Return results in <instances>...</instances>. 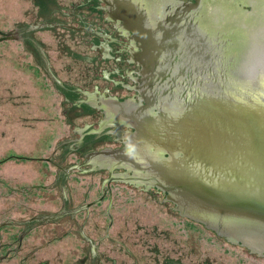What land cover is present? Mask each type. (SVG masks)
Masks as SVG:
<instances>
[{"label":"water","instance_id":"95a60500","mask_svg":"<svg viewBox=\"0 0 264 264\" xmlns=\"http://www.w3.org/2000/svg\"><path fill=\"white\" fill-rule=\"evenodd\" d=\"M44 8L60 148L264 259V0Z\"/></svg>","mask_w":264,"mask_h":264},{"label":"rangeland","instance_id":"374dc122","mask_svg":"<svg viewBox=\"0 0 264 264\" xmlns=\"http://www.w3.org/2000/svg\"><path fill=\"white\" fill-rule=\"evenodd\" d=\"M0 31L13 34L0 45V161L10 154L27 157L0 163V264H67L74 259L78 264H93L90 245L95 241L91 238L108 231L109 222H74L63 211L80 206L85 194H77L70 186L68 193L62 188L64 198L72 197L66 206L60 186L51 189L58 175L66 176L75 170L76 162L84 161L71 159L73 155L67 152L64 171L55 165L59 151L65 150L59 146L44 0H0ZM91 167L85 162L81 169ZM92 170H80L69 178L91 181L86 195L89 203L99 198L93 185L102 191L109 181L107 173ZM121 182L112 185H126ZM35 185L46 187L33 189ZM136 194V203L120 196L113 209L114 229L121 233L119 238L113 233L115 240L105 245L109 264H130L133 259L125 254L138 264H264L260 256L199 223L196 226L192 219L148 195L138 190ZM156 208L173 216V220L168 218L169 227L160 225ZM174 221L190 231L193 223L196 232L182 236L173 229ZM27 222H32V228ZM82 226L87 235L79 231ZM83 238L85 244L78 245Z\"/></svg>","mask_w":264,"mask_h":264},{"label":"trees","instance_id":"16d2710c","mask_svg":"<svg viewBox=\"0 0 264 264\" xmlns=\"http://www.w3.org/2000/svg\"><path fill=\"white\" fill-rule=\"evenodd\" d=\"M28 26H30V25L28 24ZM25 33H31V31L27 30ZM6 41L7 40L1 41L0 42V45H2L3 43H6ZM22 41L25 42V37H22ZM32 43H35V45H37V47H38L37 41L35 39H33V38H32ZM38 49H39V47H38ZM11 158L27 159V157H24V156H18V155L10 154L5 159H3L2 161H0V163L5 162L6 160H9ZM124 186L125 187H123L124 188L123 192H118L116 195H114L113 197H111L112 198V202L114 201V199H115V202L112 204L111 209L108 212L106 211V208H107V206L109 204L110 195L109 196L107 195L101 202L94 203L90 207V210H89V212L91 213L90 221L92 223L94 222V220H97V221L98 220H101V221L102 220H106V221L109 222L108 223V228H109V232L108 233L105 230V233L102 234L100 238H95V237L93 238L92 237V239L95 241L94 242L95 245H97V247H98V253L95 256L94 255L93 256L91 255L92 256L91 257V260L93 261V264H109L108 254L105 253V252H108V251L106 250V248H105L106 246L105 245H107V243H110L111 244L112 241L115 240V238L112 236L113 233L118 238H119L118 235H120V233H121L120 231H118V229H116V230L114 229V228H117L116 227L117 224H116V220H115V216H114V211H113V209L115 208L116 202L117 201L119 202V200H120L121 197L124 198L126 196H127V200L130 203L133 202V201H134V203H136V201H137V197H136L137 190H135V188H133V187H131L129 185H124ZM93 187L96 189L97 186L96 187L93 186ZM96 191L99 193L98 194V197H100V195H101L100 190L98 191L96 189L95 192ZM132 193H134L135 195H131ZM132 196H133V198H132ZM71 215H74V214H71ZM78 215H79V218H77V220L75 219L74 222L80 221V220H84L83 217H84L85 213L83 215V212H81ZM152 215L153 214H151L150 216H152ZM154 215L161 216L160 217V220H161L160 221L161 222L160 225H163V227H169V225H170V220L169 219L173 220V216H172V218H170V217H167V216L163 215V213L160 211L159 208H156V210H154ZM186 221L189 222L188 219H186ZM33 222H34V224L37 223L36 221H33ZM27 223H29V226H30L29 228H32V222H27ZM195 223H196V226H197L198 225L197 222H195ZM190 224L193 226V229H192L193 232H196V228L197 227H195L193 225V223H190ZM172 225H173V222H172ZM173 227H174L173 229L175 231H177L178 233H180L182 236H188L189 233L192 231V230L190 231V229L188 227H183V226L177 224L176 221H174ZM204 238L205 237L202 238L203 239L202 241H205ZM80 239H81V237H80ZM85 242L86 241L83 238V240H81L80 243H78V245H83V244H85ZM117 251L119 252V250H117ZM124 254H125V252H124ZM119 255H120V253H119ZM125 256L128 257V258H130V259H133V261L130 262V264H138V261L133 256H131L130 254L129 255H126L125 254ZM67 264H78V263L74 259L70 263L67 262Z\"/></svg>","mask_w":264,"mask_h":264},{"label":"flooded vegetation","instance_id":"af4514ba","mask_svg":"<svg viewBox=\"0 0 264 264\" xmlns=\"http://www.w3.org/2000/svg\"><path fill=\"white\" fill-rule=\"evenodd\" d=\"M69 154V153H68ZM67 154V151H64L63 152V154H61V151H59V160L58 161H56V163H55V165H56V167H57V170H61L62 172L64 171V167H63V164H64V161L66 162V156L68 155ZM71 156H72V154H70ZM58 157H57V159H58ZM30 159V158H29ZM31 159H35V158H31ZM38 160H40V161H48V160H51L52 161V158H37ZM71 159H73V160H80V158H78V157H76V156H74L73 155V157L71 158ZM83 165H85V161H84V163H75V165H73L72 166V170L73 169H75V170H73V171H71V172H69L68 174H66V176L64 175L63 177H59V175H58V178L53 182V186H51V189L53 190L54 188H56V187H58V186H60V196H61V198L63 197V199H64V205H68L69 203H70V200H71V198H69V196H67L66 195V198H64V196H63V194L61 193V189L62 188H66V191H67V193H68V189H67V186H70L73 190L75 189L76 190V193L77 194H79V193H83V194H85L84 195V197H81L82 198V201L81 202H79L80 203V206H77L75 209H69V210H65V211H63V212H67L65 215H67V214H74V215H71L72 216V219H73V221H75V219L77 220V218H79V215L78 214H80L81 212H83V215H84V213H85V215H84V220H83V222L84 221H88V220H90V217H91V213L89 212V210H90V207L93 205H91L90 207H88V208H86L84 205H87L88 203H89V201L88 200H86V195H88L87 193H88V190H89V188L91 187V181H83V180H74V178H73V180H70L69 178L70 177H73L74 176V174L76 173L77 174V172L78 171H80L81 170V172H83V173H88V172H90L89 170H91V169H93L92 171H97V172H101L102 170H100V169H98V168H96V167H94V166H92L91 168H89V169H81V167L83 166ZM78 168V169H77ZM62 174V173H61ZM108 177L110 178L111 177V175H109L108 174ZM120 183L121 181L120 180H118V179H116V178H114V179H112V180H110L109 179V181L107 182V183H105V185H104V189L102 190V191H100V193H101V195H100V197H103L102 198V200L108 195H110V200H109V204H108V206H107V208H106V211L108 212L110 209H111V206H112V204L115 202V199H114V201L112 202V198L111 197H113L114 195H116L118 192H123V190H124V185H119V186H114V185H112V184H114V183ZM81 183H87V184H85V186H83V185H81ZM93 183V182H92ZM122 183V182H121ZM93 184H95V183H93ZM127 185V184H126ZM93 186H95L96 187V185H93ZM45 188L46 186L45 185H35V186H32V188L33 189H35V188ZM96 189L99 191L100 190V186H97L96 187ZM92 190V189H91ZM79 192V193H78ZM91 192V191H90ZM77 196V195H76ZM99 197V198H100ZM78 198V197H77ZM98 198V199H99ZM101 200V201H102ZM101 201H99V202H101ZM93 202V201H92ZM99 202H97V203H99ZM91 203V202H90ZM70 211V212H69ZM87 211V212H86ZM69 212V213H68ZM80 232H82V234H86L87 235V230H86V228L84 227V226H82V228L79 230ZM109 232V228H108V231H107V233ZM91 238V237H90ZM92 239V238H91ZM90 251L92 252V256L94 255H96L95 253H96V251H98V247H97V245H95V244H93L92 242H91V245H90Z\"/></svg>","mask_w":264,"mask_h":264}]
</instances>
